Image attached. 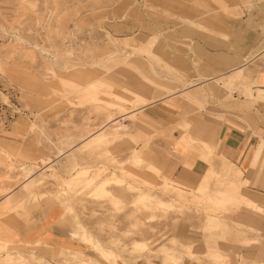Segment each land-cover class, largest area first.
<instances>
[{
  "label": "rangeland",
  "instance_id": "374dc122",
  "mask_svg": "<svg viewBox=\"0 0 264 264\" xmlns=\"http://www.w3.org/2000/svg\"><path fill=\"white\" fill-rule=\"evenodd\" d=\"M263 53L264 0H0V264H264V168L206 130Z\"/></svg>",
  "mask_w": 264,
  "mask_h": 264
},
{
  "label": "crops",
  "instance_id": "0c3cea01",
  "mask_svg": "<svg viewBox=\"0 0 264 264\" xmlns=\"http://www.w3.org/2000/svg\"><path fill=\"white\" fill-rule=\"evenodd\" d=\"M234 56H236L235 52ZM250 61H253V59L251 58L248 61H245V59L236 60L232 67L228 68L226 72L221 74L223 76L228 74L232 78L240 79V83L245 88L246 98L256 103L253 111H256L257 121H253L249 115L241 118L239 116L234 118L225 115L224 122H222V119L211 121L206 125V130L208 137L212 140L217 141L222 138L224 141V147L226 148L225 150L229 152L230 156H232L231 158L235 161L237 159V162L241 160L246 168L249 163L255 160L259 161L260 174L264 168V53L262 54L261 61L258 64L254 63V66L251 67V79H247L242 75V69L246 63H249ZM170 96L171 95L164 96L158 100L163 102ZM141 110L147 111L146 105ZM149 114L152 113L149 112ZM220 131L222 136L219 135ZM256 138H258L257 141ZM245 167L244 170H246ZM178 170H182V167L179 166ZM235 187L237 188V185ZM256 192L264 195V188H258ZM234 194L236 199L240 198V201L243 200L244 203H249V205L255 208H260L256 205V202L264 201L263 198L253 195L239 196L237 191H235Z\"/></svg>",
  "mask_w": 264,
  "mask_h": 264
}]
</instances>
